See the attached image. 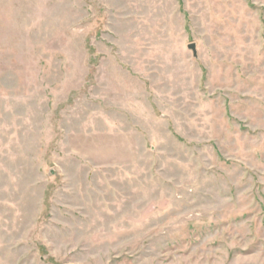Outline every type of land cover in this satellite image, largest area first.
I'll list each match as a JSON object with an SVG mask.
<instances>
[{
	"label": "rangeland",
	"instance_id": "obj_1",
	"mask_svg": "<svg viewBox=\"0 0 264 264\" xmlns=\"http://www.w3.org/2000/svg\"><path fill=\"white\" fill-rule=\"evenodd\" d=\"M0 264H264V0H0Z\"/></svg>",
	"mask_w": 264,
	"mask_h": 264
},
{
	"label": "water",
	"instance_id": "obj_2",
	"mask_svg": "<svg viewBox=\"0 0 264 264\" xmlns=\"http://www.w3.org/2000/svg\"><path fill=\"white\" fill-rule=\"evenodd\" d=\"M190 49H192L193 50V53H194V55L195 56H197V48H196V43H191V44H189V46H188Z\"/></svg>",
	"mask_w": 264,
	"mask_h": 264
}]
</instances>
